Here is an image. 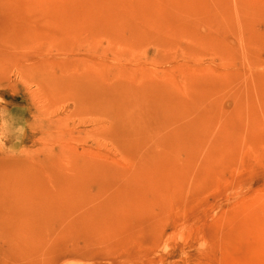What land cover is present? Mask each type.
I'll use <instances>...</instances> for the list:
<instances>
[{"label": "rangeland", "instance_id": "1", "mask_svg": "<svg viewBox=\"0 0 264 264\" xmlns=\"http://www.w3.org/2000/svg\"><path fill=\"white\" fill-rule=\"evenodd\" d=\"M0 264H264V0H0Z\"/></svg>", "mask_w": 264, "mask_h": 264}, {"label": "clouds", "instance_id": "2", "mask_svg": "<svg viewBox=\"0 0 264 264\" xmlns=\"http://www.w3.org/2000/svg\"><path fill=\"white\" fill-rule=\"evenodd\" d=\"M201 247H203V245H201Z\"/></svg>", "mask_w": 264, "mask_h": 264}]
</instances>
